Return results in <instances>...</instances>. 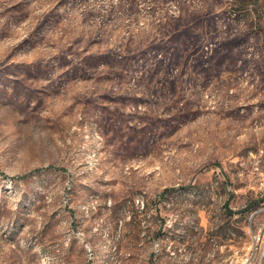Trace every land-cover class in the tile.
<instances>
[{
  "label": "rangeland",
  "instance_id": "rangeland-1",
  "mask_svg": "<svg viewBox=\"0 0 264 264\" xmlns=\"http://www.w3.org/2000/svg\"><path fill=\"white\" fill-rule=\"evenodd\" d=\"M236 1L0 0V264L264 239V0Z\"/></svg>",
  "mask_w": 264,
  "mask_h": 264
},
{
  "label": "built area",
  "instance_id": "built-area-1",
  "mask_svg": "<svg viewBox=\"0 0 264 264\" xmlns=\"http://www.w3.org/2000/svg\"><path fill=\"white\" fill-rule=\"evenodd\" d=\"M256 171H259V167L256 168ZM262 175V180H264V172H260ZM257 213V212H255ZM244 254L238 264H264V239H261L260 235L258 239L255 237L252 244L244 247ZM238 253V250L235 254Z\"/></svg>",
  "mask_w": 264,
  "mask_h": 264
},
{
  "label": "trees",
  "instance_id": "trees-1",
  "mask_svg": "<svg viewBox=\"0 0 264 264\" xmlns=\"http://www.w3.org/2000/svg\"><path fill=\"white\" fill-rule=\"evenodd\" d=\"M245 0H239V1H236L235 2V5L238 7V9L239 10H241L242 9V7H243V5H244V2ZM260 2V0H256V4H258ZM233 212H231V214H232Z\"/></svg>",
  "mask_w": 264,
  "mask_h": 264
}]
</instances>
